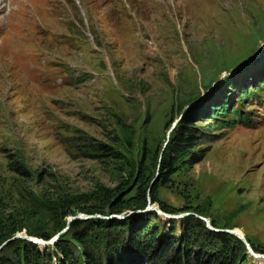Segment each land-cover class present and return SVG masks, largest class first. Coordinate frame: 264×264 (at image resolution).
<instances>
[{"label": "rangeland", "instance_id": "374dc122", "mask_svg": "<svg viewBox=\"0 0 264 264\" xmlns=\"http://www.w3.org/2000/svg\"><path fill=\"white\" fill-rule=\"evenodd\" d=\"M262 56L264 0H0V236L14 230L0 248L43 232L46 249L74 218L150 209L175 239L194 216L264 247ZM214 92L247 123L208 131L188 117L205 130L203 156L156 189L175 211H82L132 192L138 173L151 183L176 124ZM197 226L187 244L219 247Z\"/></svg>", "mask_w": 264, "mask_h": 264}, {"label": "trees", "instance_id": "16d2710c", "mask_svg": "<svg viewBox=\"0 0 264 264\" xmlns=\"http://www.w3.org/2000/svg\"><path fill=\"white\" fill-rule=\"evenodd\" d=\"M262 73L264 74V68ZM250 91L248 87L243 90V87L238 86L234 92H238L241 98ZM188 117H193L194 121H209L208 131L213 127L221 129L231 127L234 123H247L246 112H243L237 103L230 104L225 96H219V92H214V97L208 103L199 107L194 106V110H190L186 118L176 124L163 148L159 173L151 183L144 185L142 174L138 173V185L132 192L127 191L119 198L117 195L107 199V204L94 210L83 207L82 211L108 214L128 209H143L147 204H156L164 212L175 211L158 199L156 189L158 185L168 181L169 176L175 171L177 162L192 164L203 156L204 151L199 144L205 130L193 128ZM107 148L104 146V149ZM16 169L20 173L25 172L19 170V166ZM158 216L156 211L150 209L129 218L127 216L123 220L115 217L74 218L69 222L67 229L56 240L53 239V245L50 247L48 244L46 249L40 247L42 246L40 242L37 247V242L28 239L14 238L7 241L3 248H0V264H158L163 258L166 259V264H244L245 245L234 234L210 230L204 227L201 219L189 216L182 224L180 237L175 239L172 236L175 231L173 225L169 226L168 234L161 233L165 222H162L158 229L155 223ZM194 223L204 230L203 235L207 236V239L218 242L219 247L208 248L214 245L213 241L212 243L209 241L208 244L205 242L195 244L194 238L187 244L185 241H188L189 228ZM13 231L1 235L0 243ZM39 235L42 240L49 237L43 232ZM181 240L185 243L180 244ZM246 240L254 251L264 252V247L259 249L248 238Z\"/></svg>", "mask_w": 264, "mask_h": 264}, {"label": "water", "instance_id": "95a60500", "mask_svg": "<svg viewBox=\"0 0 264 264\" xmlns=\"http://www.w3.org/2000/svg\"><path fill=\"white\" fill-rule=\"evenodd\" d=\"M148 206L150 207V206H152V207H154V208H156V210H157V212H159V213H162V214H164V215H168V214H166V213H164L162 210H160L159 208H157L155 205H150V204H148ZM148 206H147V208H148ZM78 216V215H77ZM207 222V221H206ZM208 223V222H207ZM215 231H226V232H229V233H232V234H234L235 236H237L243 243H244V245H245V247H246V249H247V251L253 256V257H260L261 259H264V252H262V253H260V252H255L254 250H252V248L250 247V245H249V243L246 241V239L244 238V236L241 234V233H238V232H236L235 230H233V228H227V229H221V228H213ZM25 238H27V239H29V240H31V241H34V242H37V241H41L40 239H38V238H32V237H28V236H26ZM53 239V238H52ZM51 239V240H52ZM43 242H45V241H43Z\"/></svg>", "mask_w": 264, "mask_h": 264}, {"label": "bare ground", "instance_id": "6f19581e", "mask_svg": "<svg viewBox=\"0 0 264 264\" xmlns=\"http://www.w3.org/2000/svg\"><path fill=\"white\" fill-rule=\"evenodd\" d=\"M258 53L260 54V52H258ZM259 54H257L256 57L259 56ZM119 217H121V216H119ZM235 231H236V230H235ZM236 232H238V231H236ZM238 233H239V232H238ZM43 241H44V240H41V243H43V244L48 243V242H45V243H44ZM33 242H34V241H33ZM37 242H40V241H37Z\"/></svg>", "mask_w": 264, "mask_h": 264}]
</instances>
